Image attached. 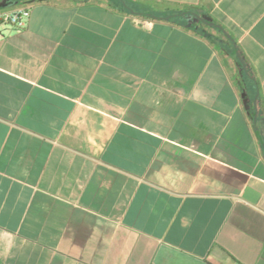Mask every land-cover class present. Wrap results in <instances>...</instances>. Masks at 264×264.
<instances>
[{
	"label": "crops",
	"instance_id": "crops-1",
	"mask_svg": "<svg viewBox=\"0 0 264 264\" xmlns=\"http://www.w3.org/2000/svg\"><path fill=\"white\" fill-rule=\"evenodd\" d=\"M19 8L0 264H264V0H0Z\"/></svg>",
	"mask_w": 264,
	"mask_h": 264
},
{
	"label": "built area",
	"instance_id": "built-area-1",
	"mask_svg": "<svg viewBox=\"0 0 264 264\" xmlns=\"http://www.w3.org/2000/svg\"><path fill=\"white\" fill-rule=\"evenodd\" d=\"M29 18L28 8H19L7 13H0V27L11 25L22 28L27 24Z\"/></svg>",
	"mask_w": 264,
	"mask_h": 264
},
{
	"label": "water",
	"instance_id": "water-1",
	"mask_svg": "<svg viewBox=\"0 0 264 264\" xmlns=\"http://www.w3.org/2000/svg\"><path fill=\"white\" fill-rule=\"evenodd\" d=\"M187 13H188V10H184V11L181 12V14H187ZM145 14H147V15H149V16L156 17V15L153 14V13L146 12ZM241 61H242V64H243L244 69L247 70V65H246V63H245L243 60H241Z\"/></svg>",
	"mask_w": 264,
	"mask_h": 264
}]
</instances>
